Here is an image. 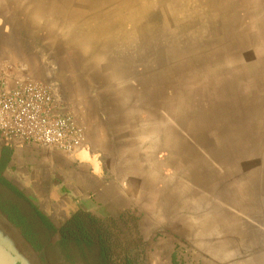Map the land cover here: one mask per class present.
Returning a JSON list of instances; mask_svg holds the SVG:
<instances>
[{"label":"rangeland","instance_id":"374dc122","mask_svg":"<svg viewBox=\"0 0 264 264\" xmlns=\"http://www.w3.org/2000/svg\"><path fill=\"white\" fill-rule=\"evenodd\" d=\"M0 66L49 86L89 152L125 153L104 161L134 198L131 214L102 218L112 264H144L145 202L168 212L212 192L264 200V0H0ZM41 163L11 174L63 171ZM30 219L48 264H102L96 245L58 244L63 218L48 217L51 229Z\"/></svg>","mask_w":264,"mask_h":264},{"label":"crops","instance_id":"0c3cea01","mask_svg":"<svg viewBox=\"0 0 264 264\" xmlns=\"http://www.w3.org/2000/svg\"><path fill=\"white\" fill-rule=\"evenodd\" d=\"M5 151L10 154L4 167L0 166V189L2 183L11 185L47 218L53 215L55 220L60 217L65 221L76 209L88 211L100 219L132 213L133 196L119 193L114 182L117 173L114 175L112 169L107 173L104 162L108 156L110 162L113 158L122 163L126 158L121 149L107 154L100 150L96 153L97 164L87 158L84 150L67 155L32 144L9 147L0 143V160ZM37 161L45 168L52 167V172L59 171L61 163L60 177L53 178L50 170L42 173L28 167L18 175L11 174L16 165ZM105 173H111L114 178L106 179ZM45 183L49 184L48 192L36 195L37 186ZM233 194L228 191L220 197L219 193L212 192L202 207L185 202L168 212L161 201L153 206L145 202L138 207L139 226L145 230L144 264H264L261 193L254 194L253 198L241 192L239 196ZM51 207H58L60 211L48 212ZM7 209L0 200V210ZM156 232L159 235L154 237Z\"/></svg>","mask_w":264,"mask_h":264},{"label":"built area","instance_id":"2783aa9c","mask_svg":"<svg viewBox=\"0 0 264 264\" xmlns=\"http://www.w3.org/2000/svg\"><path fill=\"white\" fill-rule=\"evenodd\" d=\"M24 68L0 66V143L32 144L73 155L86 144V131L71 111L61 110L49 86Z\"/></svg>","mask_w":264,"mask_h":264},{"label":"trees","instance_id":"16d2710c","mask_svg":"<svg viewBox=\"0 0 264 264\" xmlns=\"http://www.w3.org/2000/svg\"><path fill=\"white\" fill-rule=\"evenodd\" d=\"M9 152H3L0 163L1 167H4L5 163L7 162V157L9 156ZM12 188L11 185H8ZM14 191L15 188H12ZM17 194H20L17 191ZM33 211L34 217H37L40 221L43 222L45 227L50 228L53 227L52 223L49 219L40 212L36 207H31ZM7 214L8 218L18 227L21 228L25 237L34 242V238L31 237L29 234L30 225L24 221L21 216H18L15 212L7 209L4 211ZM30 222L32 220L30 219ZM57 231L60 234V243L59 245H72V246H86L89 247L91 245H96L100 260L102 264H112V259L110 256V234L109 228L104 224L103 220L94 216L88 211H84L82 209H76L73 211L69 217L63 221ZM122 264H139L138 261L133 258H125Z\"/></svg>","mask_w":264,"mask_h":264},{"label":"water","instance_id":"95a60500","mask_svg":"<svg viewBox=\"0 0 264 264\" xmlns=\"http://www.w3.org/2000/svg\"><path fill=\"white\" fill-rule=\"evenodd\" d=\"M87 158L97 164L96 153H89L87 146L80 147ZM0 264H46L40 252L25 237L20 227L15 225L6 214L0 210Z\"/></svg>","mask_w":264,"mask_h":264},{"label":"flooded vegetation","instance_id":"af4514ba","mask_svg":"<svg viewBox=\"0 0 264 264\" xmlns=\"http://www.w3.org/2000/svg\"><path fill=\"white\" fill-rule=\"evenodd\" d=\"M0 200L3 201V204L7 205L9 210L15 212L18 216H21V218L24 221H26L28 226L30 225V223H31L30 222V215L31 214L33 215V211L31 209L32 205L26 198L23 197V195L21 193L17 194V191H14L12 188H10V186L2 183V186L0 189ZM3 213H4V211H3ZM4 214H6V213H4ZM35 232H37V231L35 229H33L34 234H35ZM41 242H42V240L39 239V240H34V242H31V243L34 246V248L40 252V255H41L42 259L45 261V263L48 264V262L45 260L44 254H43L44 247L39 248L40 247L39 243L41 244Z\"/></svg>","mask_w":264,"mask_h":264}]
</instances>
